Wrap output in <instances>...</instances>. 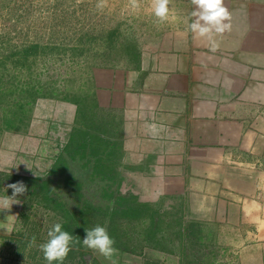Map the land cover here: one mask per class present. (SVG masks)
Returning a JSON list of instances; mask_svg holds the SVG:
<instances>
[{
	"label": "crops",
	"instance_id": "0c3cea01",
	"mask_svg": "<svg viewBox=\"0 0 264 264\" xmlns=\"http://www.w3.org/2000/svg\"><path fill=\"white\" fill-rule=\"evenodd\" d=\"M165 9L146 43L92 66L72 99L53 94L44 132L65 135L66 164L41 183L73 207L58 228L84 239L54 240L9 178L43 146L32 113L1 145L0 264H264V0ZM76 115L94 137L71 142Z\"/></svg>",
	"mask_w": 264,
	"mask_h": 264
},
{
	"label": "rangeland",
	"instance_id": "374dc122",
	"mask_svg": "<svg viewBox=\"0 0 264 264\" xmlns=\"http://www.w3.org/2000/svg\"><path fill=\"white\" fill-rule=\"evenodd\" d=\"M166 2L0 0V147L6 146L9 139H18L16 134H20L24 123L30 121L31 113V126L39 128L35 137L40 142L45 135V123L55 119L56 109L51 106L58 96L47 95L72 99L71 95L77 92V82L92 66L118 63L127 52L128 44L146 43L149 35L162 25L159 16L166 10ZM38 96L41 98L36 102ZM22 117H27V121L21 122ZM10 180L15 181L17 189H23L21 179ZM26 199L28 206L41 209L40 215H32L43 224L47 219L50 223L52 217L56 221L57 217L45 215L43 210L48 209L44 205L28 194ZM33 224L34 221L32 231ZM41 232L37 230L32 240V248L36 250L34 259L39 258V262L45 260L41 242L43 239L50 241L45 232ZM76 234L80 239L85 232L76 230ZM84 256L88 258L89 254ZM32 264L37 263L32 261Z\"/></svg>",
	"mask_w": 264,
	"mask_h": 264
},
{
	"label": "flooded vegetation",
	"instance_id": "af4514ba",
	"mask_svg": "<svg viewBox=\"0 0 264 264\" xmlns=\"http://www.w3.org/2000/svg\"><path fill=\"white\" fill-rule=\"evenodd\" d=\"M48 96L52 97L53 94H49V95H47V97ZM45 97H46V94H45ZM40 98H41V96H38L36 99V102ZM77 114H78V119H79L80 114L78 113V111H77ZM81 114H82V112H81ZM30 117H32V115L29 116V119H30ZM23 121L26 122L27 117H22L21 122H23ZM85 121L88 124L87 119H85ZM89 122H91L90 125L92 126L93 121H89ZM79 124L80 123H78L77 115H76L75 123H74V127L76 126V128H75V133H74V136H73V139L71 140V142H76L77 139L88 140V139H91V137H94V135H92V133L90 132L91 129H89L87 127L83 128L81 126V124H80V126H79ZM79 133H81L80 137H78ZM84 133H85V135L86 134L87 135L82 137V134H84ZM65 164H66V161H65L64 154L60 155L59 158L57 159L56 163H55L54 169L44 178V180L45 181H47V180L51 181V179L53 180L55 178V181H57V179L61 178ZM3 175H4V173L0 172V183L1 184L2 183L4 184V182L7 179ZM9 178H14L16 180L21 179L23 182V187H24L25 191H27L26 194H28V197H31L33 200L38 201L39 203L44 205L45 208L48 209V211L43 210V212L48 216V218H50L52 216L57 217V218H55L56 221H53L54 219L52 217L51 222H50L51 234L54 235V240L55 239L56 240H68V239L78 240L76 232L60 230L58 228V226L63 221V220H61V218H63L64 221L66 222V218H67L66 212L71 211L70 208H73V207L70 205H66V204L62 203L60 196L58 197V195H56V189H57L56 183L55 184L52 183V187L46 188L44 186L46 183L44 181L41 183V180H43V178L24 177V176H19V175H11ZM26 194H24V195L26 196ZM41 199H43V200H41ZM26 201H27V199H26ZM30 207H31L32 214H37V216L40 215L39 212L41 209L36 208V206H34V205L30 206ZM80 239H84V237L81 236Z\"/></svg>",
	"mask_w": 264,
	"mask_h": 264
},
{
	"label": "water",
	"instance_id": "95a60500",
	"mask_svg": "<svg viewBox=\"0 0 264 264\" xmlns=\"http://www.w3.org/2000/svg\"><path fill=\"white\" fill-rule=\"evenodd\" d=\"M48 135L45 132L42 139V147H39V145L32 147L30 145L24 154L19 155V160H17L13 171L14 173L27 175L28 177L43 178L54 169L55 163L68 140L65 135L52 136L50 139H48ZM25 161L28 162L27 165L29 166L25 167ZM18 167H21V172H18Z\"/></svg>",
	"mask_w": 264,
	"mask_h": 264
},
{
	"label": "trees",
	"instance_id": "16d2710c",
	"mask_svg": "<svg viewBox=\"0 0 264 264\" xmlns=\"http://www.w3.org/2000/svg\"><path fill=\"white\" fill-rule=\"evenodd\" d=\"M69 240V239H68Z\"/></svg>",
	"mask_w": 264,
	"mask_h": 264
}]
</instances>
